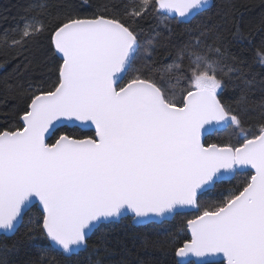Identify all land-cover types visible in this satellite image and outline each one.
Instances as JSON below:
<instances>
[{
	"label": "snow or ice",
	"instance_id": "snow-or-ice-1",
	"mask_svg": "<svg viewBox=\"0 0 264 264\" xmlns=\"http://www.w3.org/2000/svg\"><path fill=\"white\" fill-rule=\"evenodd\" d=\"M53 8L64 11L53 16ZM210 10L209 0H139L80 18L72 6L29 0L20 22L0 33V52L17 56L49 33V55L61 61L48 90L43 74L5 87L30 102L22 128L0 131V264H72L93 235L90 264H128L107 260L101 225L125 216L163 223L193 207L200 214L187 220L190 240L175 247L177 234L167 233L141 246L174 247L173 264H214L217 254L222 264H264V100L249 138L252 65L230 52L231 44L252 46L253 30L225 17L235 29L226 45L223 27L200 19L169 62L159 54L173 21L192 24ZM149 16L159 30L145 40L139 22ZM254 57L264 66V38ZM226 81L240 89L231 101L223 99ZM68 125L94 126L95 134L78 139L60 131ZM225 128L243 143L205 146L202 136ZM240 171L251 175L202 208L205 192Z\"/></svg>",
	"mask_w": 264,
	"mask_h": 264
},
{
	"label": "trees",
	"instance_id": "trees-1",
	"mask_svg": "<svg viewBox=\"0 0 264 264\" xmlns=\"http://www.w3.org/2000/svg\"><path fill=\"white\" fill-rule=\"evenodd\" d=\"M29 0H0V33L5 30H10L15 27L21 20L23 9ZM50 3L58 6H72L79 13L80 18H93L95 15L104 14L105 6L111 5H127L129 8L139 0H50ZM57 11H64V8H53V16ZM225 17L229 21L235 22L241 29L253 30V44L236 45L231 44L230 52L232 55H239L247 60L252 65V76L249 78L250 97L255 102V110L244 116V127L251 135L258 134V117H259V102L264 100V66H261L254 53L264 38V0H213L210 12L204 17H198L192 24H177L172 22L174 32L167 37L168 46L161 48L159 54L163 62L167 63L170 60V53L174 52V48L187 41L189 35L187 29L192 28L200 19H211L213 24H219L223 27L225 35V43L228 45L231 42L230 32L235 29L232 23H225ZM107 18H111V13L107 14ZM158 19L154 17H145L139 22V27L144 29L145 40L153 34V29L157 28ZM51 50L50 34L45 33L40 37L39 41L30 46V49L22 55L17 56L14 51H9L7 54L0 52V131L22 128L20 124V116L26 110L27 103L30 101L24 95L18 92L5 95L6 85L15 87L17 84H24L27 87L29 81L41 79V75L45 79V89L48 86L54 87L58 83V64L61 62L49 55ZM31 61V63H29ZM240 89L232 83L226 81V88L223 99L231 101L238 96ZM60 131L71 133L74 137L80 139L87 136H94V132L78 129L77 127H61ZM59 132H56L49 139V143H53ZM243 141L235 138L231 128H226L219 132L207 135L204 144H217L218 146L231 145L239 146ZM251 172H238L232 179L222 181L208 192L201 196L200 202L203 207H211L227 195L229 190L235 189L242 185ZM33 213L38 211L37 207L31 209ZM200 212L180 213L171 220H166L163 223H149L142 226H135L130 223V218H122L118 223L104 224L101 228L108 230V239L111 242V252L107 260L117 262L122 258L128 260V264H173L177 259L175 250L172 247L171 252L167 251L168 246L164 250L160 247H153L151 243L147 247H142L144 240L149 242L161 239L167 233L177 234L178 243L175 247L183 244L184 240H189V233L186 231L187 220L199 215ZM98 234V233H97ZM96 240V235H93L89 240V251H83L79 255L71 258L72 264H90L97 257L90 252L91 246ZM222 264V263H214Z\"/></svg>",
	"mask_w": 264,
	"mask_h": 264
},
{
	"label": "water",
	"instance_id": "water-1",
	"mask_svg": "<svg viewBox=\"0 0 264 264\" xmlns=\"http://www.w3.org/2000/svg\"><path fill=\"white\" fill-rule=\"evenodd\" d=\"M209 3H210V5H212L213 0H209ZM20 124H22V127H23V122H22L21 119H20ZM66 127H77L78 129H81V130L92 131V132H94V134H95L94 126L82 127V126H79V125H68V126H66ZM225 129H226V128H225ZM221 130H224V129H220V130H217V129H210L209 132H208L207 134H205L204 136H202V141H203V143H204L205 138L207 137V135L213 134L214 132H219V131H221ZM80 139H83V138H80ZM54 142H55V141H54ZM54 142H53V143H54ZM242 143H243V142H242ZM212 144H214V143H212ZM205 146H206V145H205ZM219 146H220V145H219ZM240 172H244V171H240ZM249 172H250V171H249ZM230 179H232V177H231V178H225L223 181H227V180H230ZM37 208H38V202H37ZM187 212H198V211H196L195 208L193 207L191 210H187V211H184V212H182V213H187ZM123 218H130V223H132V224L135 225V226H142V225H144V224H149V223H153V222H155V223H161V222H159L158 220L146 221V222H144V223H137V222H134V221L132 220L131 216H125V217H123ZM120 219H122V218L117 219V220L115 221V223H118V221H120ZM171 219H172V218H170V219H168V220H171ZM192 219H193V218H192ZM164 222H165V221H164ZM186 231L189 233V236H190L189 240H190V239H191V232H190V230H189L188 228H186ZM192 259H195V258H192ZM211 259H212V261H213L214 263H222V262H223V256H222V254H217L216 256L211 257Z\"/></svg>",
	"mask_w": 264,
	"mask_h": 264
},
{
	"label": "rangeland",
	"instance_id": "rangeland-1",
	"mask_svg": "<svg viewBox=\"0 0 264 264\" xmlns=\"http://www.w3.org/2000/svg\"><path fill=\"white\" fill-rule=\"evenodd\" d=\"M245 128V127H244ZM246 129V128H245ZM247 131V130H246ZM234 132V131H233ZM234 135H235V138L237 139V140H241V141H243V138H242V136H241V134L237 131V132H234Z\"/></svg>",
	"mask_w": 264,
	"mask_h": 264
}]
</instances>
